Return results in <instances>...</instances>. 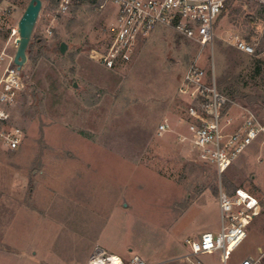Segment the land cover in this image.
<instances>
[{"label":"rangeland","instance_id":"obj_1","mask_svg":"<svg viewBox=\"0 0 264 264\" xmlns=\"http://www.w3.org/2000/svg\"><path fill=\"white\" fill-rule=\"evenodd\" d=\"M42 1L22 69L28 89L14 109L25 138L15 151L0 145V264H88L96 248L126 262L137 255L148 264H237L246 257L264 264L263 138L220 177L176 133L158 134L165 120L178 130L187 102L178 89L199 57L235 103L231 115L247 109L264 119V5L227 0L213 48L159 28L139 40L130 61L109 69L92 55L114 37L112 2L74 0L63 13L56 0ZM29 2L0 0L11 10L0 50L17 52L11 32ZM235 38L253 44L256 55L238 51ZM221 188H243L260 201L247 215L244 243L225 263L217 254L185 258L187 237L194 240L186 233L220 227Z\"/></svg>","mask_w":264,"mask_h":264},{"label":"built area","instance_id":"obj_2","mask_svg":"<svg viewBox=\"0 0 264 264\" xmlns=\"http://www.w3.org/2000/svg\"><path fill=\"white\" fill-rule=\"evenodd\" d=\"M74 0H56L60 12H67ZM116 9L115 34L104 52H94L92 59L106 68L114 69L131 60L140 39L159 28L172 29L201 48L212 47L216 39L215 24L223 13L227 0H110ZM264 5V0H255ZM0 5V33L4 20L10 14ZM13 46L17 47L18 28L11 32ZM235 48L247 55H256L253 44L235 38ZM6 45L0 50V145L15 151L25 138L22 128L14 122V109L28 86L22 70L15 64L16 53ZM264 55V52H263ZM200 58V57H199ZM199 58L185 71L179 94L187 99L178 121V130L168 121L158 127V134L176 133L183 144L197 149L200 158L214 163L222 177L260 138L264 142V119L244 109L239 116L231 115L235 103L223 94L216 82L214 69L211 76L199 63ZM259 199L243 188L231 194L221 188L219 208L221 231L215 235L204 233L197 240H187L191 256L222 250L228 259L232 251L233 235L239 246L246 238V218L259 208ZM88 264H148L135 255L128 262L123 258L96 248ZM191 264H201L200 262ZM243 264H254L246 261Z\"/></svg>","mask_w":264,"mask_h":264},{"label":"water","instance_id":"obj_3","mask_svg":"<svg viewBox=\"0 0 264 264\" xmlns=\"http://www.w3.org/2000/svg\"><path fill=\"white\" fill-rule=\"evenodd\" d=\"M42 8V0H30L18 23L19 39L17 40L15 64L18 66L19 70H22L28 61L27 50L31 43L34 29L36 27ZM66 51L67 45L65 43H62L61 53L65 54ZM75 87H77V84L75 85Z\"/></svg>","mask_w":264,"mask_h":264},{"label":"crops","instance_id":"obj_4","mask_svg":"<svg viewBox=\"0 0 264 264\" xmlns=\"http://www.w3.org/2000/svg\"><path fill=\"white\" fill-rule=\"evenodd\" d=\"M215 204L217 205L216 207H217V210H218V217H219V219H220V222H221V215H220V208H219V196H218V199H217V201H215ZM257 210H258V208H257ZM256 210V211H257ZM255 212V211H254ZM251 213H253V212H251ZM250 214V213H249ZM246 222H247V218H246ZM248 224V223H247ZM247 224H246V227H247ZM221 231V223H220V227H219V223H217V224H214V223H210V224H207V225H203L202 227H200V228H197V229H195V230H192V231H190V233H184L186 236H192V238H194V240H197L198 238H200L201 236H202V234H204V233H208V232H211V233H213V234H215V235H217V234H219V232ZM246 233H247V228H246ZM183 234V235H184ZM184 237V236H183ZM247 237V236H246ZM188 238V240H190L191 239V237H187ZM237 238V237H236ZM235 238V239H236ZM246 239V238H245ZM245 239L242 241V243L239 245V246H237L233 251H232V253H231V255L228 257V259H225L224 258V253H223V251L222 250H215V251H213V252H210V253H206V255H218L219 256V260L220 261H223L224 263L225 262H227V261H229L231 258H232V256H234L236 253H237V251L240 249V247L242 246V244L244 243V241H245ZM116 255V254H115ZM118 256V255H117ZM135 256V255H134ZM192 258V256H191V254H190V256L189 255H186L185 256V258ZM122 258V257H121ZM123 259H124V257H123ZM125 260V259H124ZM156 261H158L157 263H159V262H163V263H165L164 261H161V260H159V259H157ZM246 261H249V262H252V263H254L255 264V261L253 260V258H251V257H246V258H244V259H242L241 261H239L237 264H243V263H245Z\"/></svg>","mask_w":264,"mask_h":264},{"label":"bare ground","instance_id":"obj_5","mask_svg":"<svg viewBox=\"0 0 264 264\" xmlns=\"http://www.w3.org/2000/svg\"><path fill=\"white\" fill-rule=\"evenodd\" d=\"M236 237H237V235H233L232 240H233L234 238H236Z\"/></svg>","mask_w":264,"mask_h":264},{"label":"trees","instance_id":"obj_6","mask_svg":"<svg viewBox=\"0 0 264 264\" xmlns=\"http://www.w3.org/2000/svg\"><path fill=\"white\" fill-rule=\"evenodd\" d=\"M29 48H30V45H29ZM29 48H28V49H29ZM27 51H28V50H27Z\"/></svg>","mask_w":264,"mask_h":264}]
</instances>
